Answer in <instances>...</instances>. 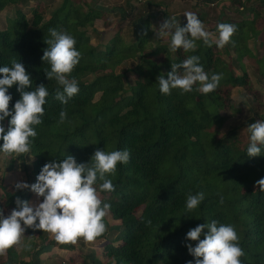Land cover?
Returning <instances> with one entry per match:
<instances>
[{"label":"trees","instance_id":"1","mask_svg":"<svg viewBox=\"0 0 264 264\" xmlns=\"http://www.w3.org/2000/svg\"><path fill=\"white\" fill-rule=\"evenodd\" d=\"M146 1L148 12L144 10L133 22L134 42L126 43L123 31H114L109 42L101 40L102 48L89 35L97 19L110 25L101 0H61L46 18L41 3L0 0V12L14 7V17L0 30V67H11L13 61L22 63L32 80V87L26 90L43 84L49 92L42 123L33 126L37 136L30 138L28 154L33 160L28 184L36 183L46 163L72 156L77 163L87 164L97 149L128 150L129 161L119 163L114 174H106L115 191L100 192L99 182L96 185L102 202L111 205L104 218L107 230L94 240L106 242L104 258L94 251L88 259L79 257L80 264H195L187 245L195 247L197 242L187 240V233L213 220L235 228L244 251L241 264H264V191L255 187L264 178V147L260 156L249 157V132L243 146L238 127L220 133L228 117L243 115L242 105L230 97L231 90L251 91L244 59L256 63L255 73L264 89V56L258 59L259 51H255L264 46V0H193L195 6H202L203 14L209 5L218 4L216 23L209 28L212 33L219 34L220 23L236 25L230 39L233 56L226 61L216 53L214 42L209 47L203 40L196 41L195 50L173 52L171 36L167 41L156 38L160 25L152 27L153 19L169 15L170 1ZM231 7L243 18L226 16ZM192 13L208 25L202 14ZM175 18L181 27L186 26V16ZM50 28L71 35L81 53L78 65L68 74L69 79L77 80L79 92L66 105L55 98L63 87L45 75L51 70L42 60ZM250 41L254 42L252 48ZM193 55L199 57L209 76L222 75L218 88L204 94L196 91V84L191 92L172 89L170 94H162L157 77L170 72L171 64ZM17 88L13 85L8 90L10 111L21 99ZM61 110L67 113L64 123L59 122ZM10 119L0 122L5 130ZM14 156L10 155L7 170ZM189 192L205 195L191 211L186 207ZM17 197L43 202V197L38 199L35 193L3 181L0 211L5 217L16 207ZM54 248L69 255L65 262L51 258ZM77 258L72 245L59 244L48 232L26 227L21 242L0 255V264H77Z\"/></svg>","mask_w":264,"mask_h":264},{"label":"clouds","instance_id":"2","mask_svg":"<svg viewBox=\"0 0 264 264\" xmlns=\"http://www.w3.org/2000/svg\"><path fill=\"white\" fill-rule=\"evenodd\" d=\"M184 16L187 18L184 27L179 25L175 17L165 19L156 32V38L171 36L170 48L173 52L178 49L185 52L195 50L198 40H203L211 47L214 34L205 29L195 13L186 12ZM236 30L234 24H218L219 36L214 41L216 46L223 48L227 45ZM48 31L51 38L45 40L48 47L44 50L42 60L50 64L51 70H46L45 75L48 80L54 78L63 87L62 92L57 90L55 98L66 105L79 92L77 80L69 79L68 74L78 65L81 53L76 50V41L71 35L54 28ZM0 76V122L11 117L7 130L0 123V140L3 141L0 152L9 156L29 153L30 138L37 136L33 126L42 123L48 89L41 84L34 90H26L32 87V80L25 66L17 61H13L11 67H0ZM221 79V74L209 76L200 64L199 57L195 55L187 57L181 63L171 64L170 72L157 77L162 94H170L172 89L191 92L196 84H199L196 91L208 94L218 88ZM13 85H18L17 91L21 99L10 111L12 96L8 90ZM66 118V111L61 110L59 122L64 123ZM247 130L250 133L247 155L260 156L264 147V120L251 124ZM129 159L128 150L105 152L97 149L90 163H77L75 158L68 156L58 163H46L38 174L36 183L29 185L17 182V190H29L38 199L43 197V202L33 204L17 197L16 207L8 216L5 217L0 211V255L21 242L26 227L51 233L59 244L74 245L80 238L93 242L103 235L107 230L104 218L111 205L102 202L96 185L99 182L100 192L115 191L106 174H114L117 165L127 163ZM255 187L264 191V178L256 181ZM204 199L203 192H189L187 209H196ZM220 203H223L222 197ZM186 239L197 242L195 247L187 245L189 254L195 257V264H241L240 258L244 251L239 246L238 234L231 225L219 224L213 220L190 229ZM188 264L192 262L189 261Z\"/></svg>","mask_w":264,"mask_h":264},{"label":"rangeland","instance_id":"3","mask_svg":"<svg viewBox=\"0 0 264 264\" xmlns=\"http://www.w3.org/2000/svg\"><path fill=\"white\" fill-rule=\"evenodd\" d=\"M49 0H31L30 3H37L42 4L44 7H41L42 9H46L45 12V18L49 17L50 14L55 11V9L59 6L61 0H52L48 2ZM160 1V0H155ZM170 1L171 5L168 8L169 15H165L164 18L161 17V15L157 19H153L152 27L153 29H156L159 25L163 23V19H167L168 17H180L184 16V13L186 12H192L195 11L198 14H202V16L205 17L204 21L208 24L205 25V29L209 31L210 27L215 25V19L217 16V9L215 7H218V4L209 5L208 9H205L206 12L203 14L202 12V6H195V3L193 0H167ZM225 1V0H220ZM102 8L107 11L106 14L107 20L110 22V25L107 26L106 22L102 19H97L95 22L94 27L89 28V35L92 37V42L94 44L103 45L100 43L101 40L104 43H107L110 41V39L113 38L114 31H123L124 39L126 43H133L135 40V36H132L133 31V22L134 19L138 18L141 14L148 12L147 10V1L146 0H101ZM41 6V5H40ZM213 7V8H212ZM29 7H26L24 10L28 14ZM119 9H122L121 11ZM116 13V14H114ZM237 11L234 9V7H231V12L227 14L226 16L232 18L233 20L242 19L238 17ZM14 17V7L8 6L5 8L2 12H0V30L5 29V27L8 24V21ZM98 30L97 31H94ZM211 32V31H209ZM212 33V32H211ZM213 42L216 38H218L219 34L213 33ZM101 35V37H100ZM164 40H168V37L166 36ZM215 43V42H214ZM155 44V42H154ZM250 46H254V42L250 41ZM216 46V44H215ZM225 48H229V53L227 54V51ZM232 43L231 41L225 45L223 48L215 47V51L218 54L222 55V58L226 61V59H230L231 56H233L232 51ZM256 52H258V59H260L261 56H264V46L255 49ZM232 58V57H231ZM244 65L248 68V75L250 80V87L251 91L244 92V90H240L238 88H233L230 93V97L233 99L237 105L240 104L241 107H243V115L241 116H231L228 117L225 123L220 128V133L225 134L227 131H230L231 129L238 127L240 130V136H241V143L242 146L246 141H248V130L247 127L251 124L264 120V89L261 87V83L258 81V76L255 72H257L258 68L256 67V63L253 61H249L247 59L243 60ZM90 79H93L94 76H90ZM126 84H131V80H126ZM255 122H252L253 120ZM11 157L6 156L3 154H0V183L3 181H9L12 184H16L17 182H26L29 183L30 181V164L32 162L31 156L26 154H21L13 157V164L10 170H7L8 162L10 161ZM33 204H37V202L34 200L29 201ZM49 235H52L49 233ZM53 236V235H52ZM106 242L100 241V242H87L83 238H80L76 244H70L73 247H75L76 254L78 256V262L77 264H80L81 261L79 259L82 258H90V255L94 253L99 258L103 257L104 252V245ZM80 253H77V252ZM65 256H68V254L65 255V251H62L60 249L56 250L55 248L51 251V258L58 262H65L64 258ZM104 258V257H103Z\"/></svg>","mask_w":264,"mask_h":264}]
</instances>
